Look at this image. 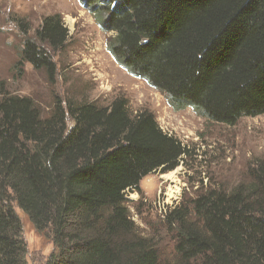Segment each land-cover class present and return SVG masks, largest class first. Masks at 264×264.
<instances>
[{"label": "trees", "instance_id": "16d2710c", "mask_svg": "<svg viewBox=\"0 0 264 264\" xmlns=\"http://www.w3.org/2000/svg\"><path fill=\"white\" fill-rule=\"evenodd\" d=\"M80 2L114 33L107 49L115 62L173 110L229 126L264 114V0ZM35 38L17 65L53 72L45 50L66 46L62 15L45 16ZM1 86L0 264H29L15 205L51 236L44 264H264V159L249 183L211 187L168 208L170 262L139 232L127 192L143 196L141 180L175 170L190 149L124 96L107 104L55 97L44 114L30 96Z\"/></svg>", "mask_w": 264, "mask_h": 264}, {"label": "rangeland", "instance_id": "374dc122", "mask_svg": "<svg viewBox=\"0 0 264 264\" xmlns=\"http://www.w3.org/2000/svg\"><path fill=\"white\" fill-rule=\"evenodd\" d=\"M55 13L62 15L69 30L63 50H45L56 69L35 70L27 62L17 65L25 41L36 39L42 19ZM113 35L100 29L80 0H0V88L3 84L9 93L30 96L44 114L55 97L107 104L124 96L131 111L149 109L163 130L180 139L191 152L183 162L171 172L157 171L143 178V196L127 192L139 232L153 237L162 256L175 262L174 236L164 221L166 211L211 187L231 190L249 183L251 167L264 159V114L229 126L209 121L191 108L173 110L159 91L115 62L107 49ZM174 190L180 191L177 200L172 199ZM15 209L23 225L28 263L44 264L53 250L50 234L39 233L21 209L16 205Z\"/></svg>", "mask_w": 264, "mask_h": 264}, {"label": "built area", "instance_id": "2783aa9c", "mask_svg": "<svg viewBox=\"0 0 264 264\" xmlns=\"http://www.w3.org/2000/svg\"><path fill=\"white\" fill-rule=\"evenodd\" d=\"M176 194H177V195L180 194V191L174 190V194H173V196H172V199H173V200H177V195H176Z\"/></svg>", "mask_w": 264, "mask_h": 264}, {"label": "bare ground", "instance_id": "6f19581e", "mask_svg": "<svg viewBox=\"0 0 264 264\" xmlns=\"http://www.w3.org/2000/svg\"><path fill=\"white\" fill-rule=\"evenodd\" d=\"M170 176V177H169ZM167 177H169V179L171 178V175H167Z\"/></svg>", "mask_w": 264, "mask_h": 264}]
</instances>
